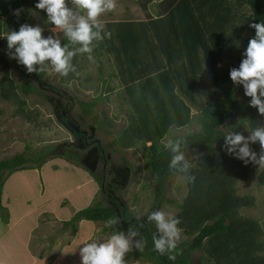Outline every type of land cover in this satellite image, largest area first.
I'll return each mask as SVG.
<instances>
[{"label": "trees", "instance_id": "1", "mask_svg": "<svg viewBox=\"0 0 264 264\" xmlns=\"http://www.w3.org/2000/svg\"><path fill=\"white\" fill-rule=\"evenodd\" d=\"M37 2L31 0V7L46 19V12L35 8ZM2 3L0 34L18 31L24 22ZM156 6L154 15L145 18L103 22L111 36L94 42L93 51L112 57L117 68L115 76L122 86V98L130 108L128 124L118 131L111 144L129 148L141 142L142 148L147 149L148 164L155 176L154 204L173 202L165 197L167 182L173 175L168 167L171 154L159 144L160 140L172 126L188 125L191 108L196 109L200 130L172 138H184V153L203 149L190 168V174L196 177L195 183L186 182V195L177 203L178 211L173 216L181 220L179 227L184 234L192 235V239L180 242L174 253L176 260H169L167 255L155 251V224L145 219L131 220L127 207L109 194L113 205H103L98 200L80 208L64 223L70 225L82 219L107 222L118 218L120 224L105 228L114 233L126 232L129 228L138 230L139 238L145 241L144 251L133 249L129 255L153 264H191L189 255L197 249L204 251L207 259L215 264H264V254L258 253L264 251L259 241L262 229L256 220L239 212L240 208L253 204V197L235 192V182L247 177L244 162L224 150L227 131L240 132L245 125L250 129L257 124L264 125V116L249 105L251 98L245 95L243 86H236L230 78L231 69L239 67L249 40L255 36V30L249 25L264 22V0H159ZM243 7L248 13L242 11ZM3 11L7 12L6 16ZM246 21L247 27H242ZM59 39L67 42L63 35ZM15 66L21 81L16 83L9 77L6 64L0 78V96L7 100L10 96L18 97L17 91L24 95L40 93L27 78L26 68L16 60ZM40 73L31 75L37 79ZM74 76L75 73H70L68 77L61 76V80L68 81ZM100 97L81 101V111L91 114ZM16 114L27 120L35 119L21 106ZM61 117L67 120L63 114ZM72 133L75 137L83 135L76 128ZM251 148L257 153L260 150L258 143ZM50 151L53 150L48 146L29 155L17 153L1 159L0 191L12 173L41 168L55 154ZM63 153L73 156L65 150ZM256 167L249 163L250 170ZM97 180L101 182L102 178ZM258 182L264 184V169L258 173Z\"/></svg>", "mask_w": 264, "mask_h": 264}, {"label": "rangeland", "instance_id": "2", "mask_svg": "<svg viewBox=\"0 0 264 264\" xmlns=\"http://www.w3.org/2000/svg\"><path fill=\"white\" fill-rule=\"evenodd\" d=\"M158 1L116 0V10L105 13L100 19L105 22L145 18L154 15ZM2 2L12 12L22 9L19 17L15 15L17 19L32 26L39 24L44 29L45 37L53 35L59 39L62 36L61 33L50 31L53 25L31 7V0ZM3 12L6 16L7 12ZM4 34H0V78L7 64L9 77L19 83L21 77L15 59L9 58ZM92 56L94 60L89 61L88 54L77 53L74 64L79 75L75 74L68 81H62L61 76L51 70L41 72L37 79L28 73L27 78L38 87L40 93L24 95L17 91L18 97L10 96L7 100L0 96V160L17 153L29 155L48 146L53 150L50 154L55 152L41 168L12 173L2 185L0 264H27L29 253L38 261L40 256H44L43 264H81L79 250L85 243L104 242L114 232L105 228V221L82 219L66 225L64 221H69L80 208L98 200L103 205H113L109 194L116 202L127 207L131 220H147L152 211L161 209L174 216L178 211L177 203L182 202L186 195V182L172 175L167 182L165 197L173 202L154 204L155 176L148 164L147 149L142 148L141 142L129 148L111 144L118 131L128 124L130 108L122 98V86L115 76L117 68L112 57L94 51ZM98 96L101 97L92 113L84 114L80 102ZM20 106L30 111L31 117L35 119L27 120L17 115ZM62 114L67 120L62 119ZM246 126L239 132L245 136L249 134ZM73 128L83 131L84 135L75 137ZM222 128L225 130L226 125H222ZM198 130V113L191 108L190 123L183 127L172 126L159 144L162 145L161 141L166 138L172 139ZM64 150L73 156L66 155ZM202 152L203 149L185 152L190 165H194ZM243 169L247 177L235 182V192L237 195L253 197V204L240 208L239 212L259 223L262 229L259 241L264 245V184L258 182V173L262 169L257 166L252 171L249 164H244ZM3 176H6V172ZM97 177L102 178L101 182ZM103 188L106 192H103ZM34 223L35 227H32ZM9 231V236L4 239ZM27 234L29 253L24 243ZM181 237L180 242L192 239V235L183 232ZM49 244L53 247L46 251ZM129 253L125 256V264H153ZM258 253L261 255L264 251ZM189 258L191 264H215L213 260L207 259L204 251L198 249Z\"/></svg>", "mask_w": 264, "mask_h": 264}, {"label": "clouds", "instance_id": "3", "mask_svg": "<svg viewBox=\"0 0 264 264\" xmlns=\"http://www.w3.org/2000/svg\"><path fill=\"white\" fill-rule=\"evenodd\" d=\"M35 8L46 12L47 21L53 25L50 31L61 33L67 42L62 43L53 35L45 37L39 24L23 23L18 31L3 35L7 40L9 58L24 66L29 74L51 70L68 77L70 73L79 75L72 63L77 53L88 54L89 61H93L94 42H102L105 36L110 38L111 33L105 31L100 18L107 12L115 11L117 3L116 0H38ZM22 11L16 9L13 14L19 17ZM249 27L255 30V36L249 40L239 67L231 69L230 78L236 86H243L245 95L251 98L249 105L264 116V22L251 23ZM246 130L249 133L247 136L227 131L224 134V150L245 165L252 163L258 169H264V125L257 124L251 129L246 126ZM185 142L182 137L161 141L164 149L171 154L169 171L187 183H195L196 177L190 174L191 165L182 151ZM256 143L259 144L258 153L250 147ZM147 221L155 224V251L175 261L174 253L182 238L181 220L161 209L152 211ZM120 223L118 218H110L106 222L108 227ZM139 237L138 230L129 228L126 232H115L104 242L85 243L79 250L81 264H125L128 252L133 249L141 253L144 251L145 241Z\"/></svg>", "mask_w": 264, "mask_h": 264}, {"label": "crops", "instance_id": "4", "mask_svg": "<svg viewBox=\"0 0 264 264\" xmlns=\"http://www.w3.org/2000/svg\"><path fill=\"white\" fill-rule=\"evenodd\" d=\"M159 2V1H158ZM242 11H244V12H246V13H248L247 12V9H246V7H243L242 8ZM247 21L246 22H244L241 26L242 27H247ZM246 35H248V31H246V33H245ZM77 210V209H76ZM23 219V218H22ZM21 221V220H20ZM19 221V222H20ZM7 225H9L10 226V224L8 223ZM32 227H35V223H34V225L32 226ZM31 227V228H32ZM33 229V228H32ZM29 231V230H28ZM28 233V232H27ZM9 234H10V231L8 232V234H6L3 238L4 239H6L5 237H8L9 236ZM28 241H29V238H28V234H27V236H25V239H24V243H25V247H26V251H28V253H29V250H28V248H27V245H28ZM41 241H42V239H41ZM41 241H38V242H41ZM55 241V240H54ZM30 243V242H29ZM52 244H49L48 245V248H47V250L46 251H50L51 249H52ZM47 253V252H46ZM29 259H28V263L27 264H37V263H40V264H43L45 261H44V256H40L39 258H40V260L38 261L36 258H34V257H32L31 255H30V253L28 254V256H27ZM44 261V262H43Z\"/></svg>", "mask_w": 264, "mask_h": 264}, {"label": "flooded vegetation", "instance_id": "5", "mask_svg": "<svg viewBox=\"0 0 264 264\" xmlns=\"http://www.w3.org/2000/svg\"><path fill=\"white\" fill-rule=\"evenodd\" d=\"M83 132V131H82ZM83 135H84V132H83Z\"/></svg>", "mask_w": 264, "mask_h": 264}, {"label": "water", "instance_id": "6", "mask_svg": "<svg viewBox=\"0 0 264 264\" xmlns=\"http://www.w3.org/2000/svg\"><path fill=\"white\" fill-rule=\"evenodd\" d=\"M64 113V112H63Z\"/></svg>", "mask_w": 264, "mask_h": 264}]
</instances>
